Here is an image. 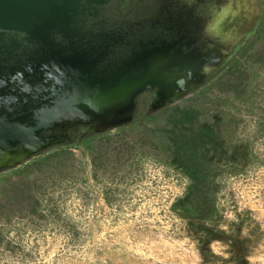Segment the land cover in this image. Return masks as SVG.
<instances>
[{"label": "rangeland", "instance_id": "obj_1", "mask_svg": "<svg viewBox=\"0 0 264 264\" xmlns=\"http://www.w3.org/2000/svg\"><path fill=\"white\" fill-rule=\"evenodd\" d=\"M187 91L148 112L137 97L129 124L86 141L43 132L59 143L0 173V264H264V19ZM191 175L210 203L184 210Z\"/></svg>", "mask_w": 264, "mask_h": 264}, {"label": "water", "instance_id": "obj_2", "mask_svg": "<svg viewBox=\"0 0 264 264\" xmlns=\"http://www.w3.org/2000/svg\"><path fill=\"white\" fill-rule=\"evenodd\" d=\"M76 4L0 0V173L59 143L42 138L45 131L82 124L96 135L105 134L133 120L135 99L145 91L158 86L171 100L189 90L184 79L167 85L179 91L166 90L169 78L163 74L181 68L191 80V65L177 57L167 59L160 50L135 55L111 71L97 69L101 58L94 56L93 48L76 50L71 44L57 51L53 36L68 25ZM13 31L26 33L39 46L24 67L9 66L12 58L4 57L5 32Z\"/></svg>", "mask_w": 264, "mask_h": 264}, {"label": "flooded vegetation", "instance_id": "obj_3", "mask_svg": "<svg viewBox=\"0 0 264 264\" xmlns=\"http://www.w3.org/2000/svg\"><path fill=\"white\" fill-rule=\"evenodd\" d=\"M68 25L55 32L56 50L71 44L76 50L93 48L101 58L98 70L111 71L135 55L160 50L165 58H179L191 65L187 72L176 68L163 76L185 80L189 91L199 90L231 65L248 48L262 27L264 0H75ZM1 33V30H0ZM20 31L5 32L1 46L9 66L28 65L39 46ZM190 76V75H189ZM192 81V82H191ZM160 87L136 99V111L148 112ZM68 142L91 136L82 124L71 125L54 135Z\"/></svg>", "mask_w": 264, "mask_h": 264}, {"label": "trees", "instance_id": "obj_4", "mask_svg": "<svg viewBox=\"0 0 264 264\" xmlns=\"http://www.w3.org/2000/svg\"><path fill=\"white\" fill-rule=\"evenodd\" d=\"M232 160H234V158ZM195 178L198 177L196 175H191L190 182H192V185L184 193V197L178 200V205H180L184 210H197L198 208H201L203 206V202L205 204L210 203L209 197L203 195V193H201L199 189L200 185L204 184L203 181ZM196 184H198L197 187H194L193 185ZM196 203H199V205H196Z\"/></svg>", "mask_w": 264, "mask_h": 264}]
</instances>
